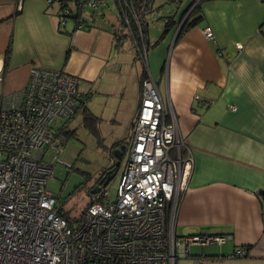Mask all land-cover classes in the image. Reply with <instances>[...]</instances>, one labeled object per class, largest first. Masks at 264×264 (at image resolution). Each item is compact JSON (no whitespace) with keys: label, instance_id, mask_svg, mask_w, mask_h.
I'll list each match as a JSON object with an SVG mask.
<instances>
[{"label":"crops","instance_id":"crops-1","mask_svg":"<svg viewBox=\"0 0 264 264\" xmlns=\"http://www.w3.org/2000/svg\"><path fill=\"white\" fill-rule=\"evenodd\" d=\"M18 1L0 0V96L5 100L19 98L31 67L76 75L90 96L106 70L119 73L116 64L126 43L115 51L106 30H59L56 6L21 0L17 10ZM200 9L195 26L177 39V22L169 28L173 32H165L168 38L165 33L153 37L151 50L148 25L147 65L193 156L175 231L181 226L189 234L227 237L218 250L192 253L197 245H191L189 257L198 264H264V195L257 194L264 193V0H205ZM205 28L213 39L203 35ZM133 59L134 50L128 55L132 68ZM134 71L132 116L139 102V69ZM241 247L245 256L229 257Z\"/></svg>","mask_w":264,"mask_h":264},{"label":"built area","instance_id":"built-area-1","mask_svg":"<svg viewBox=\"0 0 264 264\" xmlns=\"http://www.w3.org/2000/svg\"><path fill=\"white\" fill-rule=\"evenodd\" d=\"M46 2L68 15L66 9L58 11L66 8L64 0ZM57 17L64 25L67 18ZM203 32L212 38L209 28ZM75 78L31 67L18 99L0 96V264H175L189 255L191 245L224 243L223 235L175 231L193 156L149 77L142 81L131 147L114 199L100 190L72 225L58 212L57 197L45 188L52 175L46 158L53 152L58 160L64 125L57 122L77 114L82 102ZM245 255L241 247L229 257Z\"/></svg>","mask_w":264,"mask_h":264},{"label":"rangeland","instance_id":"rangeland-1","mask_svg":"<svg viewBox=\"0 0 264 264\" xmlns=\"http://www.w3.org/2000/svg\"><path fill=\"white\" fill-rule=\"evenodd\" d=\"M188 2L189 0H181L179 3L174 4L167 0H154L155 7L161 4L164 5L146 17L150 31L149 50L154 48L155 42L153 37L157 38L160 36L163 30L164 23L158 18L170 15L173 16L175 21H178ZM103 13L105 14V19H97L95 22L96 26L92 30L99 29L101 31H105L106 29L108 30L109 25L116 23L117 12L113 5H110L108 9H105ZM71 26L72 21L67 20L65 26L62 25L60 28L69 29ZM170 30L174 31L175 29L171 28ZM83 32H87V30ZM170 33H165L167 38L170 36ZM107 34L110 35V32ZM203 35L205 36L204 32ZM211 39H213V33ZM81 43L83 42L81 41ZM125 43L126 49L130 52L127 50L121 51L120 61L116 64V67L119 68V73L108 74V71L106 70L105 72L107 74H104V78L101 80V85L94 88L95 91L91 94L89 100L86 101V105L88 106L90 112L98 118V122L95 124L98 125L97 131L100 134L93 135L92 133L94 132H90L88 128L84 126L80 113L83 111L84 104H82L80 100V106L77 110L78 113L75 114L76 116L72 120L57 122V125H64V129L73 130V135L67 139H64L63 137L59 138L58 136L62 145V150L58 155V160L53 159V152H50L46 158L48 162L52 163V175L47 179L45 188L57 197L58 205L62 206V208L68 212L69 216L73 218H78L80 216L82 209L89 200L87 189L79 187L80 184L84 182L82 172L88 173L91 176L87 186L92 185L95 187V185L99 184V191L102 189L107 190L110 200L115 197L116 188L124 170L129 149L131 147L130 138L132 121H134L139 108L138 102L137 109L132 116L135 103L132 102L130 93L134 88V83L132 82V79L135 76L134 68L139 69V98L142 89L144 88L142 86V81L144 79L149 77L155 84L154 78L152 77L147 65V48H143V50L139 53V61H132V68V66L130 67L131 62L128 61V55L133 53L134 48L131 42L127 41ZM141 53L145 55L144 58L141 57ZM56 70L62 71L67 76L76 77L77 90L80 93V98L83 96L82 101L84 103L86 92L83 91L80 85L79 77L69 74L62 69ZM146 70L149 71L148 75L146 74ZM1 80L3 79L0 78V81ZM24 89L25 87L23 90ZM3 99L5 100V98ZM164 108L165 110L167 109L165 106ZM117 141H120L119 146H117ZM116 162H120L118 167H116ZM113 169L114 174H112V171L110 172V170ZM111 175H113V178ZM108 177L111 178L104 186V182L108 179ZM189 232L190 229L187 227L184 228L177 226L176 228V233L180 235H186L189 234ZM203 249L218 250L219 246L217 244H213L206 245L205 247L192 246L190 248L192 253L200 252ZM194 260L195 259L191 257L181 258L177 259L175 264H195Z\"/></svg>","mask_w":264,"mask_h":264},{"label":"trees","instance_id":"trees-1","mask_svg":"<svg viewBox=\"0 0 264 264\" xmlns=\"http://www.w3.org/2000/svg\"><path fill=\"white\" fill-rule=\"evenodd\" d=\"M94 5H91L93 3ZM171 3H179L181 0H167ZM205 0H189L186 8L180 15L178 21L173 20V16L166 15L159 17L163 23L164 27L163 30L158 37L159 39L162 38L163 34L169 30L170 27L176 26L177 22L180 23L179 31L177 34V39L185 33L188 28L195 26L201 19L202 15L200 14V5ZM66 8L61 6L58 8V11L66 9L68 11V15L62 16L59 15L61 18L65 17L67 20L72 21V30H90L93 29L96 25L95 22L97 19H105V14L103 13L105 9H108L110 5H113L117 12L116 23H113L108 26V30L112 36L113 42V49L115 51H119L122 45L129 41L131 42L134 48V61H139V53L143 50V48L148 49V41H147V34H148V21L146 19L147 16L151 15L155 10L159 7L163 6L161 4L159 6H154V0H64L63 2ZM72 6V7H70ZM184 19V20H183ZM58 25L60 26V20L58 19ZM178 23V24H179ZM66 24V22H65ZM64 24V26H65ZM62 25V24H61ZM58 26V27H59ZM59 30L61 28L59 27ZM65 31V30H64ZM157 42V41H156ZM144 75V72H143ZM80 81V80H79ZM87 94V93H86ZM90 95L89 93L85 96V102L83 105V111H81L82 122H84V126L88 128L93 135H98V125L95 124L98 122V118L92 114L89 108L86 105V101L89 100ZM76 115L72 116L67 121L72 120ZM73 135V130H67L61 128L59 132V138L63 137L67 139ZM118 142V141H117ZM120 141L117 143L119 146ZM71 168V167H69ZM84 182L80 184V188H86L89 196V200L82 209L81 213L86 209V207L96 200L98 194L90 193L94 186L90 185L87 186V183L90 179V175L88 173H83ZM96 186V185H95ZM264 195V193H263ZM58 212L72 225V223H76L79 220L78 218L70 217L68 212H66L62 206H58ZM199 247V245H197ZM205 247V246H200ZM237 249V248H236ZM190 255V254H189ZM187 256V258L189 257ZM194 257V256H192ZM237 257V256H235ZM195 259V258H194ZM176 263V262H175Z\"/></svg>","mask_w":264,"mask_h":264},{"label":"water","instance_id":"water-1","mask_svg":"<svg viewBox=\"0 0 264 264\" xmlns=\"http://www.w3.org/2000/svg\"><path fill=\"white\" fill-rule=\"evenodd\" d=\"M120 154V153H119ZM116 155H117V153H116ZM121 155V154H120ZM119 156V155H118ZM119 163L120 162H116V167H118L119 166ZM110 172H111V170H110ZM105 178V177H104ZM111 178V177H110ZM110 178L108 177V179H106V181L104 182V186L107 184V182L110 180ZM100 184H102V183H100ZM99 189H100V187H99V184L98 185H96L92 190H91V194L92 193H98V191H99ZM257 194L258 195H262L263 194V191L262 190H258L257 191Z\"/></svg>","mask_w":264,"mask_h":264},{"label":"flooded vegetation","instance_id":"flooded-vegetation-1","mask_svg":"<svg viewBox=\"0 0 264 264\" xmlns=\"http://www.w3.org/2000/svg\"><path fill=\"white\" fill-rule=\"evenodd\" d=\"M112 171V174H114V169L113 170H111ZM112 176V178H113V175H111Z\"/></svg>","mask_w":264,"mask_h":264}]
</instances>
